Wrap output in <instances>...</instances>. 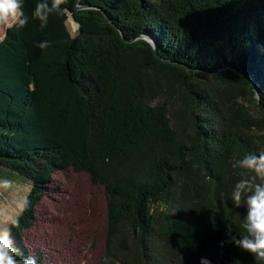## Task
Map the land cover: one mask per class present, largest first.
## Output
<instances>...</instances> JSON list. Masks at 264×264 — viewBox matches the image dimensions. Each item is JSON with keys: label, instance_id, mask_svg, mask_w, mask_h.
Here are the masks:
<instances>
[{"label": "trees", "instance_id": "obj_1", "mask_svg": "<svg viewBox=\"0 0 264 264\" xmlns=\"http://www.w3.org/2000/svg\"><path fill=\"white\" fill-rule=\"evenodd\" d=\"M38 2L22 0L28 23L0 40V180L28 187L15 246L30 255L23 231L71 168L104 189V264H200L206 250L258 264L227 241L246 214L233 165L264 153V112L238 73L264 105V0H66L43 29Z\"/></svg>", "mask_w": 264, "mask_h": 264}, {"label": "rangeland", "instance_id": "obj_2", "mask_svg": "<svg viewBox=\"0 0 264 264\" xmlns=\"http://www.w3.org/2000/svg\"><path fill=\"white\" fill-rule=\"evenodd\" d=\"M66 26L74 35L77 23L70 15ZM6 26L0 25V40ZM28 187L11 181V187L0 188V228L6 219L20 212ZM106 195L102 186L91 183L83 171L65 168L54 173L49 190L36 205L31 228L23 231L30 255L39 251L43 264H104L107 232ZM211 264H218L216 255L206 250Z\"/></svg>", "mask_w": 264, "mask_h": 264}, {"label": "clouds", "instance_id": "obj_3", "mask_svg": "<svg viewBox=\"0 0 264 264\" xmlns=\"http://www.w3.org/2000/svg\"><path fill=\"white\" fill-rule=\"evenodd\" d=\"M66 0H40L35 5L32 16L40 21L43 29L47 26L48 18L53 13L62 11L61 5ZM28 16L23 11L22 0H0V25L6 28L24 27L28 23ZM48 41L38 43L37 47L45 49ZM241 169V178L235 184L231 201L235 207L244 205L246 214L242 218L241 227L244 230L239 238L230 235L229 243L248 252L258 262H264V153H248L237 159L233 165ZM11 181L0 180V188H10ZM22 207H26L25 205ZM6 227L0 228V264H37L34 255L24 256L15 246L11 235L12 227H19L18 218L3 221ZM229 234L232 225H226ZM221 242V246L223 245ZM200 264H211L207 258L201 257Z\"/></svg>", "mask_w": 264, "mask_h": 264}, {"label": "water", "instance_id": "obj_4", "mask_svg": "<svg viewBox=\"0 0 264 264\" xmlns=\"http://www.w3.org/2000/svg\"><path fill=\"white\" fill-rule=\"evenodd\" d=\"M79 1V0H76ZM86 6L77 5V8H85ZM7 31L5 32L6 35ZM147 41L152 45V47L155 49V44L151 39H147ZM238 73L244 77L245 81L250 83L251 89L253 91L254 97L256 99L257 105L261 108V110L264 112V105L261 103L260 94H259V88L257 82L254 80V78L246 71L240 70Z\"/></svg>", "mask_w": 264, "mask_h": 264}]
</instances>
